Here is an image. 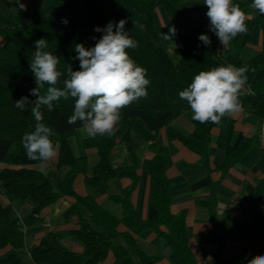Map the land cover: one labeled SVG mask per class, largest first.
Returning <instances> with one entry per match:
<instances>
[{
  "label": "trees",
  "instance_id": "1",
  "mask_svg": "<svg viewBox=\"0 0 264 264\" xmlns=\"http://www.w3.org/2000/svg\"><path fill=\"white\" fill-rule=\"evenodd\" d=\"M189 0H44L43 4L31 3L30 8H20L11 0H0V163L6 167L0 171V253L8 248L16 253L0 256V264H21L20 251L25 248V230L39 225L44 209L61 198L75 199L73 210L78 215L79 233L77 240L82 244V252H74L62 243L61 236L48 233L39 245L30 252L34 264H103L113 253L121 264H157L159 255H147L136 243L134 237L143 232H153L164 238L169 246L171 264H198L189 247L187 214L173 215L171 204L173 195L171 181L166 175L168 150L157 142L150 146L155 154L150 163L151 200L157 209L155 220H142L130 201V190L119 195L110 193L111 182L123 178H137L139 162L129 146L132 133L145 141L155 140L158 132L168 130L170 140H181L190 150L201 156V167L209 168L208 150L211 146V131L218 124L194 121V133L184 138L172 127L180 116L190 112L187 103L180 99L179 92L186 88L200 71H207L221 65L246 66L248 77L243 99L250 104L251 110L260 121H264V15L256 13L246 20L248 31L233 40L234 51L224 56L218 50L216 39L210 34L208 26L195 15ZM252 3L242 0L241 7ZM162 7L171 19L173 28L179 34L180 55L174 58L161 43L155 22L156 9ZM16 8L26 14L30 21L20 25L2 13V9ZM67 19L68 23L62 22ZM126 20L125 30L138 42V47L127 49L129 56L147 70L150 85L148 95L133 102L121 111V124L111 136L89 137L84 141L86 148H94L99 156L98 164L86 178V185L95 189V196L108 195L112 204L121 209L120 215L100 205L95 197H82L75 193L74 183L79 175L88 173L87 157H76L70 139L79 129L80 122L68 124L67 118L74 110V99L61 98L49 112L42 106L44 122L53 130L51 139L59 151L57 168L69 171L65 177L53 181L37 167L45 162L30 160L23 148L21 138L25 132L34 130L35 120L31 116V105L21 112L14 102L22 96L35 100L30 90L36 87L34 76L29 68L35 48L34 41L45 38L49 41L48 51L60 58L58 70L63 75L57 87H63L68 78L67 68L79 70V61L74 46L83 43L86 48L93 47L103 35L94 29L105 27L109 21ZM142 25L143 27H135ZM261 27L263 45L261 53L250 61H243L241 54L251 39L255 27ZM200 34H207L211 45H204ZM95 37L96 39H93ZM49 85L41 89L43 95ZM250 90V91H249ZM231 134L220 138L218 145L226 151L221 167L224 173L244 156L251 143L246 140L238 149L231 146ZM127 144L133 158L132 167H117L113 153L118 143ZM258 188L248 206L238 217L236 226L226 235L214 237L219 241V249L214 264L222 263L225 243L234 236L247 237L256 234L264 237V211L258 206L263 194ZM212 199L205 203L209 218L216 226L218 223V196L212 185ZM25 198L31 208L22 219L13 217L12 205H5L3 198ZM80 208L89 214L83 218ZM123 226L127 229L120 232ZM122 238L125 246L117 240ZM242 264H247L244 262Z\"/></svg>",
  "mask_w": 264,
  "mask_h": 264
},
{
  "label": "crops",
  "instance_id": "2",
  "mask_svg": "<svg viewBox=\"0 0 264 264\" xmlns=\"http://www.w3.org/2000/svg\"><path fill=\"white\" fill-rule=\"evenodd\" d=\"M16 2L15 0H11ZM242 0H233L234 4ZM18 3V2H17ZM22 3V2H20ZM195 15L205 23L209 29V18L206 16L207 7L203 0H189ZM250 5L241 7L251 20L257 13L250 8ZM28 8V7H25ZM7 9V10H6ZM18 10V9H17ZM19 11V10H18ZM5 12V13H4ZM8 8L2 9V13L11 19L20 20L22 26L27 25L30 18L19 11L10 13ZM10 13V15H8ZM16 15V16H14ZM18 17V18H17ZM23 17V18H21ZM15 20V21H16ZM29 20V21H28ZM17 22V21H16ZM155 22L157 32L161 38V43L174 58L180 55L179 34L173 36L170 29L173 23L167 16L164 9L159 7L155 12ZM216 39V45L222 55L228 56L233 53V40L224 47L217 36L209 30ZM164 36H170L171 41ZM2 42L0 38V43ZM263 45V32L261 27L254 29L253 35L241 54L243 61H250L261 53ZM245 91V90H244ZM243 104V111L222 118L217 127L211 131V146L208 150L209 168L201 167V156L190 150L181 140H170L166 128L160 130L153 141H145L141 136L132 133L129 138V146L139 162L137 178H123L111 182L110 193L119 195L122 191L130 190V201L142 220L157 219L158 212L151 200V184L149 167L155 154L150 150V146L157 142L160 146L168 150L166 159V175L171 181V191L173 201L171 212L178 215L182 212L187 214V227L189 234V247L195 255L198 264H214V259L219 249V241L214 234L222 237L230 232L237 224L241 212L248 206L249 201L254 196L259 183L264 180V121H260L251 110L242 95L240 97ZM191 111L177 118L172 127L182 137L187 138L194 133V120L191 118ZM121 121L117 125L120 127ZM231 134V146L238 149L240 145L248 140L250 148L244 156L234 164L227 173L221 169L226 151L218 145L220 138H227ZM89 138L81 129L70 139L73 153L76 157H87L89 160L88 173L79 175L74 183V191L82 197L92 196L96 201L110 209L115 214L120 215L121 209L118 205L109 201L108 195L95 196V189L86 185V178L91 175L92 169L98 164L99 156L94 148H86L84 141ZM59 151L54 159L47 161L37 168L44 172L53 181L59 176L65 177L68 169L61 171L57 168ZM113 162L117 167H132L133 158L126 143L120 141L114 149ZM6 166L0 163V171ZM212 185L218 196L217 215L218 223L215 226L209 218L208 209L205 203L212 199ZM261 195L258 206L264 211V184L261 186ZM5 205H12L13 217L22 219L31 208L29 200L25 198H3ZM75 199L71 197L61 198L58 202L44 209L40 215L42 222L32 228L26 229L25 248L20 251L21 264H34L30 252L36 248L40 240L48 233H56L61 236L62 243L74 252H82L83 246L77 240L79 233L78 215L75 214L73 206ZM83 218L89 219V214L80 208ZM120 232L127 229L123 226ZM137 245L149 256L159 255L157 264H171L169 260L170 249L167 241L147 231L135 236ZM118 245L125 246L122 238L117 240ZM16 253L8 248L0 253V256ZM264 253V237L251 234L247 237L234 236L225 243L222 253L223 264H242L253 256ZM103 264H121L113 253H110Z\"/></svg>",
  "mask_w": 264,
  "mask_h": 264
},
{
  "label": "clouds",
  "instance_id": "3",
  "mask_svg": "<svg viewBox=\"0 0 264 264\" xmlns=\"http://www.w3.org/2000/svg\"><path fill=\"white\" fill-rule=\"evenodd\" d=\"M208 11L209 30L214 33L220 43L226 47L239 34L248 31V16L233 0H203ZM20 8L25 5L20 4ZM250 8L264 15V0H252ZM67 24V19H62ZM126 20L109 21L103 28L94 30L103 35L95 45L86 48L83 43L74 46L79 61V70L67 68L68 78L63 87H57L63 73L58 70L60 58L48 51L49 41L40 38L34 41L35 52L29 62V68L36 87L30 95L36 99L29 100L22 96L15 101L14 107L21 112L31 105V116L35 120L34 130L25 132L21 138L23 148L30 160L47 162L57 155L52 128L44 122L42 106L51 112L54 105L63 98L74 99V110L67 118L68 124L80 122L83 132L88 137L111 136L118 131L121 111L133 102L146 98L150 79L147 70L138 65L128 54L127 49L138 47L129 31L125 30ZM143 27L135 25V27ZM176 34L174 28L170 29ZM171 41L170 36H164ZM93 39H96L93 37ZM198 39L206 46L211 45L207 34H200ZM246 66L221 65L207 71H200L191 83L179 92L192 113V120L199 123L219 124L222 118L243 111L241 95L248 81ZM47 87L45 93L41 89ZM250 91V90H249ZM247 264H264V253L253 256Z\"/></svg>",
  "mask_w": 264,
  "mask_h": 264
},
{
  "label": "rangeland",
  "instance_id": "4",
  "mask_svg": "<svg viewBox=\"0 0 264 264\" xmlns=\"http://www.w3.org/2000/svg\"><path fill=\"white\" fill-rule=\"evenodd\" d=\"M16 2H18L19 4H23V5H25V7H28V8H30L31 7V3H37V4H43L44 3V0H15ZM20 2H22V3H20ZM7 10V9H6ZM9 10V9H8ZM11 10V14L13 15V13L15 14V13H19V11L16 9V8H12V9H10ZM5 13V12H4ZM10 13L8 14V15H10ZM14 16H16V15H14ZM18 18V17H17ZM21 18H23V17H21ZM14 20H16V19H14ZM19 24H21V21L18 19V20H16ZM29 21V20H28Z\"/></svg>",
  "mask_w": 264,
  "mask_h": 264
}]
</instances>
